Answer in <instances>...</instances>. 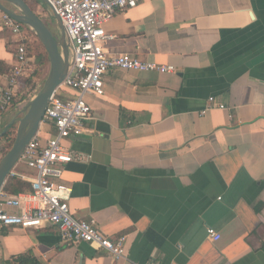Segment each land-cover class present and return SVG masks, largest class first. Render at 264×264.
Segmentation results:
<instances>
[{
  "label": "crops",
  "instance_id": "1",
  "mask_svg": "<svg viewBox=\"0 0 264 264\" xmlns=\"http://www.w3.org/2000/svg\"><path fill=\"white\" fill-rule=\"evenodd\" d=\"M24 1L37 15L44 5ZM2 14L0 92L15 62ZM103 30L110 54L174 70L108 72L103 94L84 98V131L62 141L86 157L65 165L59 181L72 190L71 215L123 237L126 256L66 244L53 226L9 227L0 228V264L24 254L34 264H264V0H140ZM33 77L0 113V158L3 132L40 89ZM209 98L224 109L206 110ZM53 133L41 123L37 135L45 142ZM10 175L29 185L33 172L17 162ZM209 228L217 242L206 239Z\"/></svg>",
  "mask_w": 264,
  "mask_h": 264
},
{
  "label": "built area",
  "instance_id": "2",
  "mask_svg": "<svg viewBox=\"0 0 264 264\" xmlns=\"http://www.w3.org/2000/svg\"><path fill=\"white\" fill-rule=\"evenodd\" d=\"M49 12L56 16L65 31L68 49V73L60 88L76 93L60 99L56 92L50 97L42 122L53 127L54 133L42 142L36 134L26 145L18 162H23L33 172L29 180L30 192L12 195L0 190V228L22 229L53 226L62 242L87 244L103 250L117 261L126 256L125 239H111L98 230L92 222L75 219L68 202L72 190L59 181L64 166L86 160L83 154L62 146V141L77 137L84 131L85 122L91 118L90 107L84 98L103 94V77L112 70L136 73H172L173 67L157 65L127 54H110L104 47L112 36L103 27L116 13H123L137 6L140 0H45ZM1 22L15 39V62L7 76V86L0 92V113L12 103L21 88L23 77H32L35 60L29 55L27 44L35 36L31 30L2 14ZM33 35V36H32ZM36 91L27 97L33 99ZM210 108L224 106L208 99ZM12 177V175H10ZM206 239L217 242L219 234L206 229ZM147 264H156L149 262Z\"/></svg>",
  "mask_w": 264,
  "mask_h": 264
},
{
  "label": "water",
  "instance_id": "3",
  "mask_svg": "<svg viewBox=\"0 0 264 264\" xmlns=\"http://www.w3.org/2000/svg\"><path fill=\"white\" fill-rule=\"evenodd\" d=\"M40 1L48 6L45 0ZM4 4L11 6V8ZM0 11L33 32L44 49L49 64V73L42 86L27 104L22 116L12 123L15 122L16 124L15 137L7 152L0 158L1 190L26 145L37 134L50 97L58 90L67 76L68 49L64 28L56 16H53V21L59 32L58 36L51 32L47 23L40 19L24 0H0ZM5 132L6 130L3 134Z\"/></svg>",
  "mask_w": 264,
  "mask_h": 264
},
{
  "label": "trees",
  "instance_id": "4",
  "mask_svg": "<svg viewBox=\"0 0 264 264\" xmlns=\"http://www.w3.org/2000/svg\"><path fill=\"white\" fill-rule=\"evenodd\" d=\"M40 47L42 49V52H36V54H33V53L31 54V52H30L31 48L29 47V55L34 57L35 65L37 68L35 70V73H34V78H37V76L40 75L41 69L43 68L45 62L48 61L47 55H46L44 49L42 48L41 44H40ZM13 126H14V124L12 126H10L8 128L9 130L7 129L6 132L2 136L6 142L10 141L9 135H10V130ZM8 149H9V147H7V149H5L1 153V155L3 156L7 152ZM3 190L9 194L17 195V194L29 193L30 192V186L27 185L26 183L22 182L20 179H18L16 177H10V178H8L6 184L4 185ZM34 263H35L34 258H32L29 254H24V255L19 256V264H34Z\"/></svg>",
  "mask_w": 264,
  "mask_h": 264
},
{
  "label": "rangeland",
  "instance_id": "5",
  "mask_svg": "<svg viewBox=\"0 0 264 264\" xmlns=\"http://www.w3.org/2000/svg\"><path fill=\"white\" fill-rule=\"evenodd\" d=\"M28 1V0H27ZM32 4L36 7V5H38L40 8L42 7L40 4H36V3H33L32 1ZM30 4V5H32ZM36 4V5H35ZM37 6V7H38ZM39 9L37 8L36 11H38ZM41 12V13H40ZM38 15L40 16V18L45 21L48 25V27L50 28L51 32L55 35V36H58V32L54 31L53 30V27H51V25H54L53 23V20H54V17L52 15L49 14V10L47 8V6L43 5L42 9L38 11ZM33 36V35H32ZM35 38V36L32 37V39ZM30 45V52L31 54H36V52H42V49L40 47V44L38 43V40L34 39L32 40V42L29 44ZM48 73H49V64H48V61L45 62L43 68L41 69L40 71V75L35 79L36 81V84L37 86L38 85H41L42 86V83H43V80H45L48 76ZM33 77V76H32ZM34 78V77H33ZM36 86V85H35ZM36 86V87H37ZM40 86V87H41ZM15 132H16V124H14V126L11 128L10 130V141L9 142H6L5 145H4V148L7 149V147H10L11 144H12V141L15 137Z\"/></svg>",
  "mask_w": 264,
  "mask_h": 264
}]
</instances>
